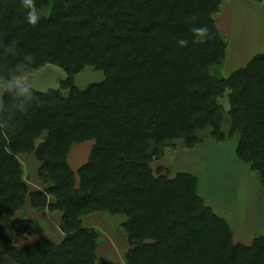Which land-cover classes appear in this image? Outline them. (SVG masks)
Wrapping results in <instances>:
<instances>
[{"label": "trees", "instance_id": "obj_1", "mask_svg": "<svg viewBox=\"0 0 264 264\" xmlns=\"http://www.w3.org/2000/svg\"><path fill=\"white\" fill-rule=\"evenodd\" d=\"M222 1L36 0L41 19L32 26L20 0H0V41L17 43L9 61L32 52L35 70L52 64L65 73L60 89L36 90L38 103L0 133V264H96L103 234L81 224L96 211L127 215V264H264V235L234 242L226 219L205 205L196 176L156 175L151 166L175 139L193 147L197 131L211 126L213 140L239 136L236 155L264 187V53L228 77L212 71L227 44L213 18ZM193 16L213 39L192 43ZM86 66L104 78L79 88L75 76ZM225 92L228 134L219 102ZM84 140L94 143L77 184L67 155ZM25 153L41 161L52 186L30 191L18 157ZM28 196L33 207L62 212L60 243L14 244L32 225L13 217Z\"/></svg>", "mask_w": 264, "mask_h": 264}, {"label": "rangeland", "instance_id": "obj_2", "mask_svg": "<svg viewBox=\"0 0 264 264\" xmlns=\"http://www.w3.org/2000/svg\"><path fill=\"white\" fill-rule=\"evenodd\" d=\"M47 12V8L42 11L45 15ZM213 18L227 42L222 64L213 67V72L219 70L224 77H228L234 70L245 67L253 56L264 53V0H224L219 11L213 13ZM36 72L39 79L34 87L41 92L50 88L60 89L59 82L65 78L63 70L52 64L38 68ZM103 78L102 71L86 66L75 76V82L79 88H85ZM67 93L68 90H65L64 94ZM219 102L224 109L221 129L228 134L231 128L228 92L219 98ZM210 132L211 126L198 130L201 141L193 147H185L182 140L175 139L174 144L167 145L161 157L155 159L151 166L156 175L173 177L177 172H187L196 176L197 190L205 205L226 219L234 242L250 244L256 235H264V187L256 173L250 170L249 164L236 155L239 136L235 134L217 141L212 139ZM45 136L46 133H43L37 139V144ZM93 143L94 140L74 143L68 152L67 162L76 173L77 184V171L88 162ZM18 157L30 191L46 190L53 185L52 181L45 180L46 173L42 171L41 161L34 153L19 154ZM48 201H55V197L48 195ZM13 217L32 222L27 232L16 234V245L33 244L39 238L58 244L65 237L60 226L62 212L48 207H33L29 196ZM81 218L82 225L95 227L103 234L96 250V264H127L125 253L131 245L128 233L121 226L127 215L96 211Z\"/></svg>", "mask_w": 264, "mask_h": 264}, {"label": "clouds", "instance_id": "obj_3", "mask_svg": "<svg viewBox=\"0 0 264 264\" xmlns=\"http://www.w3.org/2000/svg\"><path fill=\"white\" fill-rule=\"evenodd\" d=\"M21 6L26 10L25 21L36 26L41 19V12L37 7L36 0H20ZM193 27L191 33L192 43L204 44L213 39L206 25H197L196 17H192ZM181 47L188 45V40L177 41ZM0 133L6 132L14 126V118L17 113H27L29 109L38 103L35 82L39 79V73L35 70L36 56L32 52H26L14 63L9 57H17V43H4L0 41ZM7 96L8 102L4 97Z\"/></svg>", "mask_w": 264, "mask_h": 264}]
</instances>
